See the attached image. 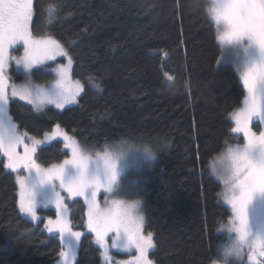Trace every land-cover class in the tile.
<instances>
[{
	"label": "trees",
	"instance_id": "trees-1",
	"mask_svg": "<svg viewBox=\"0 0 264 264\" xmlns=\"http://www.w3.org/2000/svg\"><path fill=\"white\" fill-rule=\"evenodd\" d=\"M210 5V0H33V35H51L64 46L83 93L76 105L61 110L47 106L37 113L24 102L10 106L19 130L30 136L39 138L60 124L96 150L127 141L156 154L151 168L138 174L133 194L143 200L154 264H212L226 239L218 230L231 216L221 200L224 185L210 169L228 145L242 141L231 133L242 82L222 55ZM33 79L47 83L53 74L42 69ZM42 147L36 158L44 167L69 155L58 139ZM67 203L74 229L85 233L75 264H102L94 234L85 227L86 206L82 200ZM39 212L55 217L52 208ZM60 251L57 234L19 211L15 174L0 164V264H54Z\"/></svg>",
	"mask_w": 264,
	"mask_h": 264
},
{
	"label": "snow or ice",
	"instance_id": "snow-or-ice-1",
	"mask_svg": "<svg viewBox=\"0 0 264 264\" xmlns=\"http://www.w3.org/2000/svg\"><path fill=\"white\" fill-rule=\"evenodd\" d=\"M33 0H0V164L16 174L19 185V211L38 219L37 205H55V219L48 217L44 227L59 235L61 251L58 264H75L77 247L85 233L74 230L68 203L86 206V227L94 234L105 264H154L149 252L155 247L151 232L145 234V217L139 201L111 199L121 190L120 178L127 167L139 166L143 159L155 158L146 147L127 141L96 145L82 144L75 135L56 124L43 139L20 131L10 115L12 104L25 102L42 113L47 105L63 109L75 103L83 91L79 81L69 83L72 57L51 35L35 37ZM209 15L217 24L216 39L224 46L222 55L231 59L239 72L241 106L231 113L233 134H242L243 143L230 146L223 169L213 168L224 185V199L231 207L228 231L232 239L221 260L232 264H264V130L253 131L254 120L264 126V0H212ZM23 46L22 55H13L15 45ZM67 56L50 87L36 84L37 67L46 60ZM15 63L23 68L20 84L8 74ZM62 138L71 155L62 163L42 167L37 150L49 141ZM22 148V151L19 149ZM130 152L144 156L128 160ZM6 161V162H5ZM23 173V174H22ZM104 195L103 206L99 197ZM111 248L135 249L129 260L112 261ZM219 264V261H212Z\"/></svg>",
	"mask_w": 264,
	"mask_h": 264
},
{
	"label": "rangeland",
	"instance_id": "rangeland-1",
	"mask_svg": "<svg viewBox=\"0 0 264 264\" xmlns=\"http://www.w3.org/2000/svg\"><path fill=\"white\" fill-rule=\"evenodd\" d=\"M211 1V5H212V0ZM210 5V6H211ZM222 45V44H221ZM224 48V46L222 45V49ZM66 51V49H65ZM12 54L13 55H22L23 54V46L22 44L21 45H15L14 46V50L12 51ZM224 58L226 60H228L229 62H231L235 67V63L229 59L226 55H223ZM60 59H62V61H59ZM52 64V65H51ZM61 64H64V65H68V57L67 56H57L55 58V60H46L44 61V63L42 65H38L37 67L41 68V69H46L48 70L49 72H51L53 74V79L47 83H39L37 81H35L36 84H39L41 86H44V87H50L51 86V83L52 81H54V79L56 78V72H55V69H57L59 67V65ZM51 65V66H50ZM237 69V68H236ZM24 70L22 67L19 68V70H17V66L15 65V63L13 62L11 64V66L9 67L8 69V74L10 76H12L14 78V82L17 83V84H20L22 82L23 79H19L18 76H16V73H21L23 74ZM239 73V72H238ZM68 76H69V83L71 84H74L75 81H79V80H76L72 77V63L71 65L69 66L68 68ZM80 82V81H79ZM80 84L82 85V83L80 82ZM83 87V85H82ZM95 87L98 89L99 88V85L98 84H95ZM83 93V91L80 93V95ZM80 95L77 97V101L75 103H71V104H66L65 107H68V106H73V105H76L78 103V98L80 97ZM23 102V101H21ZM25 103V102H24ZM47 106H52L54 108L55 105H47ZM46 106V107H47ZM64 107V108H65ZM63 108V109H64ZM57 109V108H56ZM61 110V109H60ZM10 114V113H9ZM11 115V114H10ZM234 122V120H233ZM253 124L255 125V127L253 128V131H260V130H264V126H261L259 121L257 120H254L253 121ZM234 127H235V122H234ZM54 128V127H53ZM62 128V127H61ZM63 129V128H62ZM64 130V129H63ZM52 131V130H51ZM50 131V132H51ZM69 135H72V134H69ZM239 136L242 137V134H237ZM44 135L37 138V139H43ZM58 140H61L62 141V138H57ZM77 139V138H76ZM52 141H49L48 143H46L45 145L51 143ZM237 143H243V138H242V141H236V142H233L231 143L230 145H228V147L230 146H234L236 145ZM131 145V144H130ZM44 146V145H43ZM134 147H139V146H136V145H132ZM228 147L225 149V151L218 156V158L211 164V173L218 179L217 175L214 173L213 171V168H216V169H223L227 166V163L228 161L225 159V154L227 152V149ZM20 151H22V148L19 149ZM69 152V155H71L70 151L68 150ZM37 153H38V150H37ZM155 158L152 159V160H148V159H143L142 160V163L139 165V166H134V167H127L125 168L121 178H120V181H121V190L120 192L116 195V196H113L111 197V199H121V200H125V201H131V200H136V201H139L140 202V205H141V210H142V213L144 215V210H143V200L141 198H138V197H134L133 194L136 192V184H137V179L139 178L138 177V174H141L143 172H145L147 169L151 168V165L152 163L154 162V160L156 159V154L153 152ZM144 156V153L142 152H130L129 153V156H128V160L131 161L133 159V157H143ZM37 157V156H36ZM68 158V157H66ZM65 158V159H66ZM37 159V158H36ZM38 162V161H37ZM63 161L59 162V163H62ZM59 163H56V164H59ZM42 166V165H41ZM44 167V166H42ZM47 168V167H45ZM15 174V173H14ZM23 174V173H22ZM15 179H16V174H15ZM221 183L222 181L220 179H218ZM17 186H18V200H19V185L17 183ZM224 189H223V192H222V196H221V200L223 203H225L226 205H228L224 199ZM100 202H101V205L103 206V201H104V195L102 194L100 197ZM67 202V201H66ZM19 206V205H18ZM229 206V205H228ZM230 207V206H229ZM48 208H52L55 210V205H52V204H49L47 206H45L43 203H40L37 205V214H38V219L37 220H33L29 215H27L26 213H22L24 216L28 217L29 219L33 220L35 222V224H39L41 223V226L43 227V229H45L47 231V229L44 227L45 223L47 222V219L48 217H51V216H48V215H41V213L39 212V209H48ZM231 208V207H230ZM87 211V210H86ZM53 219H55V217H52ZM229 224V221L227 223H224L223 225L220 226L219 228V232L220 233H225L226 234V239L224 241H221L219 244H218V249H219V256L217 257V260L216 261H219V264H223V261L220 259L221 256H222V253L225 249V247L229 244V242L231 241L232 239V234L228 231V228H227V225ZM85 227H86V224H85ZM87 229V227H86ZM75 230V229H74ZM51 233H54V234H57L56 232H51ZM146 234V232H145ZM59 236V235H58ZM94 242H95V237H94ZM95 244L99 247V245L95 242ZM78 248V247H77ZM152 250V249H151ZM150 250V251H151ZM114 252H120L122 253L123 255L118 257L114 254ZM150 253V252H149ZM136 252H135V249H123V248H111L110 249V256H111V259L112 261H124V260H129L131 258L132 255H135ZM102 255V254H101ZM150 258V257H149ZM229 261L232 262V264H237L236 262V258L235 257H229L228 258ZM54 264H58V260L54 263ZM102 264H105V260L102 256Z\"/></svg>",
	"mask_w": 264,
	"mask_h": 264
}]
</instances>
